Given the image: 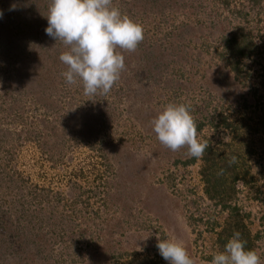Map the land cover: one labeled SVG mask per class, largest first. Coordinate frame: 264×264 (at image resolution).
Segmentation results:
<instances>
[{"label":"rangeland","instance_id":"obj_1","mask_svg":"<svg viewBox=\"0 0 264 264\" xmlns=\"http://www.w3.org/2000/svg\"><path fill=\"white\" fill-rule=\"evenodd\" d=\"M50 4L0 0V264H169L158 237L210 264L236 221L264 264V0H112L144 39L96 95L65 83ZM237 31L258 49L239 75L223 45ZM170 103L191 105L202 142L247 160L230 208L209 201L200 159L156 138Z\"/></svg>","mask_w":264,"mask_h":264},{"label":"clouds","instance_id":"obj_2","mask_svg":"<svg viewBox=\"0 0 264 264\" xmlns=\"http://www.w3.org/2000/svg\"><path fill=\"white\" fill-rule=\"evenodd\" d=\"M46 18V35L68 46L59 56L68 69L62 73L65 83L81 81L86 95L107 94L126 67L121 50L135 51L144 39L143 25L114 7L112 0H51ZM151 123L158 141L173 152L186 147L190 157L199 159L208 147L198 138L190 104L170 103ZM156 247L169 264H195L181 241L158 237ZM210 264H261V256L247 248L237 231Z\"/></svg>","mask_w":264,"mask_h":264},{"label":"trees","instance_id":"obj_3","mask_svg":"<svg viewBox=\"0 0 264 264\" xmlns=\"http://www.w3.org/2000/svg\"><path fill=\"white\" fill-rule=\"evenodd\" d=\"M222 7L229 8L232 4V0H218ZM8 24V23H7ZM185 28L189 26L187 24L182 25ZM181 26V27H182ZM224 48L229 57L226 59V65L230 71L239 75L242 70V64L248 60L253 54L258 51L257 46L253 45L252 40L246 39L244 35L237 31L232 35L224 38ZM125 56V55H124ZM155 78L152 75L151 78ZM150 81V80H149ZM224 128H230L227 124V119L224 120ZM226 126V127H225ZM226 128V129H227ZM204 129L203 125L197 126V131L200 132ZM236 138H242L236 134ZM217 149L208 144L204 154L200 157V176L204 183L205 194L209 198V201L216 202L217 204H223L225 208H230L227 203L237 194V185L239 182H244L245 185L250 184L251 173L246 171L247 160L244 158L241 152L231 153L228 155V151L224 148ZM253 152V151H251ZM199 159L193 158L185 165L195 164ZM248 179V180H247ZM252 181V180H251ZM240 232L244 240L247 241V248L252 249V239L250 238L249 231H246L241 222L236 221L230 225L227 229L220 234L219 244L224 247L228 240L232 237L234 232ZM225 237L222 239V237ZM126 264H131L129 263ZM140 264H145L141 262ZM153 264V263H148Z\"/></svg>","mask_w":264,"mask_h":264}]
</instances>
